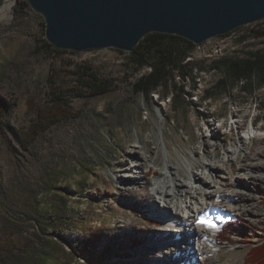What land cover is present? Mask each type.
<instances>
[{
    "label": "rangeland",
    "instance_id": "rangeland-1",
    "mask_svg": "<svg viewBox=\"0 0 264 264\" xmlns=\"http://www.w3.org/2000/svg\"><path fill=\"white\" fill-rule=\"evenodd\" d=\"M5 1L0 0V97L8 107L0 108V264H158L162 248L174 252L191 238L156 235L168 230L162 220L168 213L156 214L153 202L166 167L186 187L182 201L195 206L192 163L207 182L210 172L201 163L220 165L224 175L235 172L241 163L236 151L244 147L250 161L264 166V89L251 96L239 88L231 97L204 100L221 76L217 61L247 59L264 49V21L196 48L189 60L195 79L185 87L192 107L174 112L162 89L152 100L136 91L149 69L139 67L132 53L58 50L46 38L41 15L23 0L2 13ZM103 81L110 92L93 96ZM55 93L65 100L58 122L35 135L38 115L56 108ZM143 173L148 175L139 179ZM258 184L260 192L252 193L257 202L251 203L258 216L240 210L242 199L236 206L230 202L231 210L218 219L220 254L237 264L264 261L251 252L264 240V181ZM199 189L201 201L206 189ZM238 191L240 198L249 192ZM231 220L246 237L222 238Z\"/></svg>",
    "mask_w": 264,
    "mask_h": 264
},
{
    "label": "water",
    "instance_id": "water-1",
    "mask_svg": "<svg viewBox=\"0 0 264 264\" xmlns=\"http://www.w3.org/2000/svg\"><path fill=\"white\" fill-rule=\"evenodd\" d=\"M41 15L58 50L132 53L150 34L199 46L264 21V0H23Z\"/></svg>",
    "mask_w": 264,
    "mask_h": 264
},
{
    "label": "bare ground",
    "instance_id": "bare-ground-1",
    "mask_svg": "<svg viewBox=\"0 0 264 264\" xmlns=\"http://www.w3.org/2000/svg\"><path fill=\"white\" fill-rule=\"evenodd\" d=\"M14 1L6 0L5 5L1 9L2 13L10 12ZM217 132L218 130L215 129V133ZM229 152L228 150L227 153ZM236 152L239 154L241 163L235 169V172H228L226 175L220 171L222 170L220 165L213 167L208 163H201L206 171L209 170V177L212 179L211 182H207L201 174L199 175L194 172L196 165L192 163L189 169L191 172V181H194L196 186H198L195 191V196L192 197L195 206H189L188 203L182 201L186 187L177 178L174 173V168L166 167L165 171L162 172L161 178H158V181L155 182L156 188L153 194L154 211L156 214H163L162 210H164L169 215L164 214L162 218L168 230L159 231L156 235L160 238L165 234H169L172 240H178L184 237V233H187L186 236L190 235L191 237H186V247H183L181 244L180 246L175 245L177 249L174 252L171 249L162 248V257L158 261V264H237L232 259L233 257L226 259L220 254L223 248L218 246L219 242L217 241L220 239L218 234L220 229L218 219L223 212L231 210L230 202L236 206L242 199H245L246 205L243 207V210L242 208L240 210L243 213L258 216L251 210V203L257 202L252 193L257 194L260 192L258 183L264 181V176L259 174L264 173V166L257 162V159L250 161V156L245 150V147ZM228 164L229 162L226 165ZM137 168L140 169V166L137 165ZM225 168L227 169L228 166H225ZM146 173H143L139 179H144L148 175ZM214 182L218 186L217 190H213L214 187L211 186ZM200 185L205 186L206 189L204 193L205 199L201 201L198 200V196H200L198 194ZM237 187L249 192L244 194L243 198H240V192ZM201 218L205 222L214 224L216 228L209 229L201 223H198ZM224 244L222 245L224 246ZM228 248H226V251L231 252ZM188 253L189 255L187 257Z\"/></svg>",
    "mask_w": 264,
    "mask_h": 264
},
{
    "label": "trees",
    "instance_id": "trees-1",
    "mask_svg": "<svg viewBox=\"0 0 264 264\" xmlns=\"http://www.w3.org/2000/svg\"><path fill=\"white\" fill-rule=\"evenodd\" d=\"M261 36L264 37V33ZM48 47L51 48V46ZM197 47L179 36L156 33L146 36L132 52L138 66L149 69V73L140 77L136 82V91L142 93L148 100H152L155 94H160L162 89L164 100L171 97L174 112L191 108L192 106L185 101L188 95L185 87L187 81L195 79L194 70L191 68L193 64L189 60ZM214 69L218 70L221 76L213 88L206 92L205 101L226 94L231 97L233 90H239V88L240 91L251 96H254L257 90L264 89V49L252 53L247 59L219 60ZM86 75L90 76L94 82L99 80L94 74ZM94 90L93 96L104 95L110 92L109 83L107 81L98 83ZM55 96H57L54 100L56 108L42 110L38 115V121L32 127L35 135L57 124L58 108L63 106L65 100L62 94L55 93ZM0 108L5 111L8 109L7 103L1 97ZM226 228L221 235L222 238L225 235L224 238L229 239L233 234L243 238L247 236V231L242 230L237 220H231ZM251 252L259 260L264 259V240L253 245ZM252 262L250 264L256 263L254 260ZM260 264H264V261H260Z\"/></svg>",
    "mask_w": 264,
    "mask_h": 264
},
{
    "label": "snow or ice",
    "instance_id": "snow-or-ice-1",
    "mask_svg": "<svg viewBox=\"0 0 264 264\" xmlns=\"http://www.w3.org/2000/svg\"><path fill=\"white\" fill-rule=\"evenodd\" d=\"M198 223H201L203 226L208 227L209 229H215L216 226L210 222H205L203 218H201L200 221H198Z\"/></svg>",
    "mask_w": 264,
    "mask_h": 264
}]
</instances>
